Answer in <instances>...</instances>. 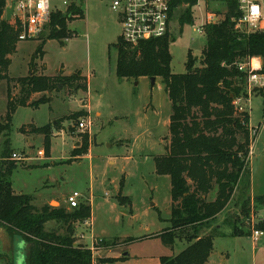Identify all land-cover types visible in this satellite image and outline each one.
Here are the masks:
<instances>
[{
  "label": "rangeland",
  "instance_id": "obj_1",
  "mask_svg": "<svg viewBox=\"0 0 264 264\" xmlns=\"http://www.w3.org/2000/svg\"><path fill=\"white\" fill-rule=\"evenodd\" d=\"M75 2L82 6L84 17L75 16L67 22L71 37L65 41L51 39L47 25L37 36L19 40L17 51L10 56L9 74L27 76L30 69L48 76L80 72L84 79L90 76L92 94L88 88H78V85L62 86L53 92L50 103L38 108H18L12 123L10 149L12 153L21 154L22 159H15L19 165L13 172L12 186L18 193L31 194L37 210L49 207L71 212L74 209L70 208L67 198L75 191L79 192V205H91L92 215L91 219L74 224L76 245L91 247L95 239L119 238L122 241L135 238L137 240L128 245L102 246L95 255L119 259L128 254L126 260L115 264H160V256L175 255L182 250L180 241L169 246L155 236L169 226L171 217L170 178L158 175L155 165V157L165 153L169 140L171 103L159 77L155 84L150 77L138 80L117 77L114 45L121 38L122 26L111 0ZM53 3L66 9L62 0H53ZM11 5L12 1L7 0V7ZM188 8L186 4L179 6L171 21V67L178 74L186 71L188 52L199 58L207 44L206 35L197 29L202 17L207 11L223 13L225 10L220 3L209 2L191 9L193 23L182 24L181 16ZM10 19L15 22L13 14ZM257 31H264V28ZM42 43H45L44 55L36 52ZM11 87L13 92L18 91L15 84ZM263 88L261 85L252 89L248 96L254 97L249 107L248 99L242 102L250 112L252 133L256 135L250 166L253 175L259 179L262 173L264 175V97L259 95ZM7 94L8 85L2 81L0 117L7 109ZM89 104H92V112L83 108ZM79 112L83 113L82 118L88 116L93 122V127L86 131L89 144L97 140L83 160L73 162L70 157L73 144L74 150L80 148L85 133L77 126L79 120L71 118ZM30 123L49 125L52 134L50 161L41 152L44 149L41 136H32L33 140L27 143V136L21 133L20 128ZM5 139L2 136L0 142ZM111 159L114 160L112 164ZM120 193L128 196L131 204H121L117 198ZM240 193L238 189L227 209L230 214L241 209V202L237 204ZM260 210L258 207L259 213ZM86 221L90 226L85 224ZM52 228L60 234L66 231L61 221L46 224L47 230ZM222 230L230 233L228 225ZM254 243L258 246L253 253L250 236L219 237L212 263L215 259L219 261V255L224 251L229 257L222 264H264V236ZM0 250L3 251L0 256L12 261L13 237L4 238ZM5 258L0 257V264H9Z\"/></svg>",
  "mask_w": 264,
  "mask_h": 264
},
{
  "label": "trees",
  "instance_id": "obj_2",
  "mask_svg": "<svg viewBox=\"0 0 264 264\" xmlns=\"http://www.w3.org/2000/svg\"><path fill=\"white\" fill-rule=\"evenodd\" d=\"M197 2L172 0L171 19L179 6L189 4L181 23H193L191 9ZM220 4L225 10L217 13L224 18L219 23L205 25L207 44L199 58L188 52L184 73L172 71L170 32L140 43L137 52L121 38L114 45L117 77L120 80L159 77L171 103L166 151L155 157L156 173L168 176L171 182L170 226L155 236L169 246H174L177 240L185 241L187 247L175 255L161 256L160 264H206L214 249L215 237L250 236L253 228L247 218L253 208L264 210V194L254 199V206L249 196L250 154L254 142L250 112L236 104L240 96L249 97L244 88L246 73L237 64L259 57L262 60L259 73L264 75V31L237 30L233 20L241 14L237 2L227 0ZM6 8L7 0H0V82L6 81L8 85L7 109L0 119V139L6 138L0 142V226L25 240L27 264H115L123 257H98L96 251L102 246L128 245L137 239H102L95 242L94 249L76 245L74 224L91 218V205H79L71 212L49 207L37 210L32 195L14 192L12 175L19 162L12 158L10 134L16 111L19 107L38 108L50 103L53 92L62 86L78 85L87 89V79L80 72L48 76L34 69L27 76H11L10 56L17 51L22 28L19 21L12 22L5 17ZM75 16L84 17L82 6L76 2L65 10L53 11L47 27L49 38L62 41L70 38L67 22ZM44 45L38 46L37 54L44 55ZM11 84L19 87L16 93ZM259 95L264 97V88ZM82 114L75 113L71 118L77 121ZM20 131L25 135H42L45 155H50L49 125L25 124ZM82 141V146L73 151L74 156L88 152V132L83 133ZM238 189L241 195L237 204L241 202V209L230 214L227 209ZM121 193L117 196L120 203L131 204V199ZM212 193H216L214 199L210 198ZM51 221L63 222L65 233L47 230L46 224ZM225 225L230 227L228 234L222 230ZM254 227L264 230V221Z\"/></svg>",
  "mask_w": 264,
  "mask_h": 264
},
{
  "label": "built area",
  "instance_id": "obj_3",
  "mask_svg": "<svg viewBox=\"0 0 264 264\" xmlns=\"http://www.w3.org/2000/svg\"><path fill=\"white\" fill-rule=\"evenodd\" d=\"M14 3L13 17L15 22L19 21L22 31L19 34V40H27L37 36L45 29L51 19L53 11L58 9L63 10L58 5L53 3V0H10ZM76 0H62L65 8L69 7ZM227 0H198L196 7H201L209 2L221 3ZM241 12L238 18L233 20L236 22L237 30L251 33L256 32L260 28H264V0H235ZM113 10L119 14L120 24L122 26L121 38L124 42L132 47H137L142 42L164 37L171 28V4L172 0H111ZM187 6L189 4H186ZM6 15V14H5ZM221 15L217 12L207 11L199 22L198 32L204 33L205 25L219 23ZM257 60V62H256ZM240 71L246 73L244 88L248 95L256 86L264 85V75L259 71L262 65L259 57H252L248 60L241 61L237 64ZM243 97L240 96L236 100V104L241 108ZM78 128L84 132L93 127V122L87 116L80 118L77 124ZM12 158L21 160L22 155L13 153ZM81 194L77 191L70 194L67 198L70 208L79 206ZM254 204V203H253ZM254 206V205H253ZM264 221V215H261L258 209H252L250 216L247 218V223L253 228L251 239L257 242L264 236V230L256 229L254 226ZM85 224L90 226L89 221ZM84 234H81V238ZM95 239V238H94ZM102 239L93 240L90 248L94 249L95 242H100Z\"/></svg>",
  "mask_w": 264,
  "mask_h": 264
},
{
  "label": "crops",
  "instance_id": "obj_4",
  "mask_svg": "<svg viewBox=\"0 0 264 264\" xmlns=\"http://www.w3.org/2000/svg\"><path fill=\"white\" fill-rule=\"evenodd\" d=\"M260 62H261V65H262V60L260 59ZM89 79H90V76H88L87 77V88H88V90L87 91H90V94H92V91H91V88H90V81H89ZM254 97V96H253ZM253 97H248V100H247V104H248V107H249V103H250V101H251V99L253 98ZM169 100V99H168ZM170 102V101H169ZM92 104H89V105H87L86 107H83V108H85L88 112H92V106H91ZM247 110H248V108H247ZM4 115V114H3ZM2 115V116H3ZM98 115H100V114H98ZM171 115V114H170ZM2 116L0 117V119L2 118ZM169 122H170V118H169ZM35 124V123H34ZM36 126H38L37 124H35ZM42 126H44V125H42ZM38 127H41V126H38ZM251 134H252V136H253V138H254V141H255V139H256V135H254L253 133H252V129H251ZM27 136V143H28V141H30L33 137L32 136H36V134H30V135H26ZM38 136H41L42 137V141H43V136L42 135H38ZM94 136H96L95 134H94ZM40 137V138H41ZM33 140V139H32ZM96 140H97V138L95 139V141H93L92 142V144H90V148L92 147V145L96 142ZM166 147V146H165ZM73 151H74V144H73V147H72V150H71V152H70V157H71V159H72V161L73 162H78V161H81V160H83V158H84V156H85V154L84 155H76V156H74L73 155ZM166 151V150H165ZM42 153L44 152V149H43V151H41ZM14 153H16V152H14ZM45 153V152H44ZM43 153V154H44ZM13 154V153H12ZM50 157H51V150H50V155L49 156H46V158L49 160L50 159ZM70 157H68V159L70 158ZM50 161V160H49ZM72 162V163H73ZM112 163H114V160H112L111 159V164ZM17 169V168H16ZM261 179H259V178H257V175H253V171H252V169H251V190H250V193H249V195H252V203L254 202V199L258 196V195H263L264 194V175H263V173L261 174V177H260ZM258 179H259V181H258ZM14 189V188H13ZM14 192L15 193H17V194H25V193H18L15 189H14ZM31 195V194H30ZM216 197V193H212V195L210 196V198L211 199H214ZM260 214L261 215H264V210L263 209H261L260 210ZM91 219V218H90ZM170 220V219H169ZM170 222V221H169ZM169 226H170V224H169ZM169 226H167V227H169ZM166 227V228H167ZM165 229V228H164ZM52 230H54V228H52ZM9 237H13V257H12V259L15 257V256H17V257H19V259H18V263L17 264H27L26 263V242H25V240L21 237V236H19V235H12V234H10L8 231H7V229L4 227V226H0V244H3V241H4V238H9ZM231 237V236H230ZM251 238V237H250ZM219 240V237H215L214 238V249H213V251H212V253H211V255H210V257H209V259H208V261H207V263L206 264H222L224 261H226L227 259H228V257H229V253H225L224 251H221V255H219V261H217V259H215V261L212 263V256H213V254H214V252H215V249H216V243H217V241ZM178 241H180L181 242V248H182V250L184 249V248H186L187 247V242H185V241H181V240H177L176 241V243L178 242ZM251 241H252V251H253V253L256 251V249H257V244L256 243H254L253 242V240L251 239ZM232 241H230V243H231ZM235 242L236 241H234V245H235ZM175 243V244H176ZM174 244V245H175ZM237 246H238V244H236ZM181 250V251H182ZM0 253L1 254H3V251H1L0 250ZM179 253V252H178ZM1 257V256H0ZM122 257H124L122 260H126L129 256H128V254H123V256ZM161 257V256H160ZM2 258H5V257H3L2 256ZM6 259V258H5ZM160 259V258H159Z\"/></svg>",
  "mask_w": 264,
  "mask_h": 264
},
{
  "label": "water",
  "instance_id": "obj_5",
  "mask_svg": "<svg viewBox=\"0 0 264 264\" xmlns=\"http://www.w3.org/2000/svg\"><path fill=\"white\" fill-rule=\"evenodd\" d=\"M13 12H14V3H12L11 7L6 8V18L10 19ZM137 51H138V47H134V52H137ZM150 79L152 80V83L155 84L156 77H151Z\"/></svg>",
  "mask_w": 264,
  "mask_h": 264
},
{
  "label": "flooded vegetation",
  "instance_id": "obj_6",
  "mask_svg": "<svg viewBox=\"0 0 264 264\" xmlns=\"http://www.w3.org/2000/svg\"><path fill=\"white\" fill-rule=\"evenodd\" d=\"M2 257V256H1ZM17 256H15L13 259H12V261H10L9 259H6L8 262H9V264H17L16 262L18 261V259H19V257H17Z\"/></svg>",
  "mask_w": 264,
  "mask_h": 264
},
{
  "label": "bare ground",
  "instance_id": "obj_7",
  "mask_svg": "<svg viewBox=\"0 0 264 264\" xmlns=\"http://www.w3.org/2000/svg\"><path fill=\"white\" fill-rule=\"evenodd\" d=\"M256 62H257V60H256ZM258 63V62H257Z\"/></svg>",
  "mask_w": 264,
  "mask_h": 264
}]
</instances>
